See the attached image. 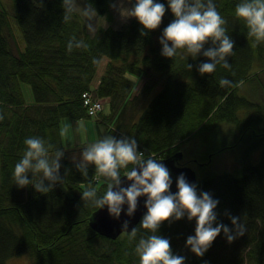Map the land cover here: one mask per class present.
I'll return each mask as SVG.
<instances>
[{
  "label": "trees",
  "instance_id": "1",
  "mask_svg": "<svg viewBox=\"0 0 264 264\" xmlns=\"http://www.w3.org/2000/svg\"><path fill=\"white\" fill-rule=\"evenodd\" d=\"M88 1L98 14L109 13L112 0ZM158 1L166 11L155 30L143 29L133 17L119 27L98 26L90 34L78 11L63 21L62 0H11L10 5L0 0V264L24 253L30 256L28 264H140L135 247L151 234L140 227L146 213L135 225L134 239L128 232L113 239L91 228L88 219L95 208L83 201L82 192L92 184L103 195L107 181L94 165H89L87 177L77 170L87 145L65 146L60 126L64 117L104 120L115 138H134L138 151H154L162 158L195 135L209 137L218 131L220 146L211 155L229 153L230 168L215 169L211 157L198 162L193 184L198 193L208 192L219 201L217 223L234 229L229 217H239L246 225L244 235L229 242L221 231L198 257L186 246L187 237L195 235V218L165 221L156 234L169 240L173 254L185 257V264H264V41L250 37L244 21L236 17L241 0H214L234 41V55L226 57L230 69L217 65L212 74H201L198 66L211 62L203 51L214 45L209 41L195 59L185 50H178L187 57L183 60L163 56L159 38L175 17L168 0ZM12 22L21 32L22 46ZM142 30L147 34L141 35ZM73 36L88 47L68 51ZM103 57L108 58L107 67L100 72L96 92L110 97V109L93 116L82 92L89 89ZM143 77L142 88L132 94ZM221 78L234 86L220 87ZM20 82L30 84L33 102L25 100ZM121 105L123 110L136 106L135 119L126 123L113 115ZM29 137L47 141L50 154L64 151V182L47 194L32 185L18 187L13 178ZM183 158L180 164H186ZM126 171L121 169V174ZM39 176L28 173L29 180Z\"/></svg>",
  "mask_w": 264,
  "mask_h": 264
},
{
  "label": "clouds",
  "instance_id": "2",
  "mask_svg": "<svg viewBox=\"0 0 264 264\" xmlns=\"http://www.w3.org/2000/svg\"><path fill=\"white\" fill-rule=\"evenodd\" d=\"M62 7L64 22L71 20L73 13L79 11L86 18L87 30L96 32V24L93 22L96 20L97 11L92 3L86 2L81 6L77 0H62ZM168 7L175 19L159 38L161 54L183 60L187 57L178 50H185L188 56L195 59L211 41L214 47L203 51V56L211 62L201 63L198 71L201 74H212L217 65L230 69L231 65L226 57L234 55V41L227 34L226 20L217 11L214 0H168ZM165 11L164 4L154 0H135L134 6L122 15L136 18L143 29L151 31L160 26ZM235 15L244 21L250 37L255 41H264V0H241L236 5ZM146 34L147 32L141 31V35ZM87 47L84 40H78L75 36L67 44L68 51ZM93 62L98 63L96 60ZM187 68L191 70L192 65L188 64ZM219 85L234 86L227 78H221ZM3 119L4 116L0 115V120ZM24 144L26 150L23 157L14 167L15 184L21 188L32 185L41 194L51 192L58 183L62 184L64 178L60 175V161L64 156L63 149H57L54 154H50L52 146L40 137L26 138ZM89 165H94L96 173L107 181L103 195H99L92 184L82 192L83 201H87L95 209L107 206L108 213L119 219L122 206L127 204L125 214L131 217L137 209L138 197L147 196V212L140 227L151 234L140 238L135 247L140 264H185V257L173 254L169 240L156 234L165 221L174 222L185 215L189 221L196 219L195 235L187 237L186 246L198 257L208 251L221 231L229 242L243 236L246 231V225L238 222L239 217H229L234 229L217 223L215 209L219 201L213 199L208 192L198 193L197 186L189 183L183 173L176 180L178 191L173 194L170 191L172 179L168 168L163 163H158L153 156L146 159L144 153L138 151L134 138L117 139L109 135L89 144L82 151L81 159L75 166L87 177ZM121 169H128L124 174L132 182L128 187L121 186ZM29 172L33 177L40 174L39 179L29 180ZM128 223L127 220L123 222L122 232H128L130 239H134L137 228L129 232Z\"/></svg>",
  "mask_w": 264,
  "mask_h": 264
},
{
  "label": "rangeland",
  "instance_id": "3",
  "mask_svg": "<svg viewBox=\"0 0 264 264\" xmlns=\"http://www.w3.org/2000/svg\"><path fill=\"white\" fill-rule=\"evenodd\" d=\"M77 2L81 4V6H83V4L87 2V0H77ZM154 2L159 3L158 0H154ZM134 4L135 0H112L109 4V13L103 16L97 15L96 20L93 23L96 24V28L98 26H106L109 24L115 27H119L125 21L132 18L122 15V13L126 10H130L134 6ZM89 33L93 34V32ZM17 34L19 35V33ZM105 61L106 57L102 58L103 64L105 63ZM100 72L101 67L99 65L97 69V74H100ZM145 78L146 77H144V79ZM20 85L25 100L28 103L33 102L34 97L30 84L27 82H20ZM60 126L62 131L63 142L67 148L81 144H85L88 146L89 144L94 143L105 136H112V134L109 132V127L106 125L105 121L100 119L97 120L94 117L79 120H73L69 117H64L61 120ZM111 126L113 127V125ZM218 138L219 132L217 131L215 134H212V136L209 137L208 135L200 134L183 141L180 144L179 149L184 154L183 160L186 162L185 165L190 166L195 170H198V162H205L211 157L212 161L214 159L212 166L215 169L218 170L223 168L224 166L226 168H230L229 153L215 152L211 155V153L217 151L220 146V144L218 143ZM29 261L30 256L28 253H24L18 256H10L7 257L5 260L6 264H28Z\"/></svg>",
  "mask_w": 264,
  "mask_h": 264
},
{
  "label": "water",
  "instance_id": "4",
  "mask_svg": "<svg viewBox=\"0 0 264 264\" xmlns=\"http://www.w3.org/2000/svg\"><path fill=\"white\" fill-rule=\"evenodd\" d=\"M182 153H174L172 156L168 158H157L158 163H163L169 170L170 176L172 179V185L170 188V191L174 194L178 191L176 180L179 177L181 173L184 174L187 181L191 184L196 182L197 176L195 170L187 166L185 164L178 165L176 164V159L181 158ZM125 172L121 174V186L122 187H128L132 182L127 179L126 176H124ZM147 200V196H141L138 197V204L137 209L135 213L129 217L125 213L127 211V204H124L122 206V212L119 217V219H116L112 217L107 210V206H105L103 209H95L92 214L89 216L88 223L96 232H98L101 235L110 237V238H116L119 234L122 233V224L125 220H127L128 223V231H131L133 228H135V225L139 221L140 217L144 215L147 212V209L145 207V202Z\"/></svg>",
  "mask_w": 264,
  "mask_h": 264
},
{
  "label": "bare ground",
  "instance_id": "5",
  "mask_svg": "<svg viewBox=\"0 0 264 264\" xmlns=\"http://www.w3.org/2000/svg\"><path fill=\"white\" fill-rule=\"evenodd\" d=\"M2 2L3 3H9V5H10V2H11V0H2ZM87 2H89L88 0H87ZM80 13V12H79ZM80 15L82 16V18H83V20L85 21V23H86V18L80 13ZM97 15L98 16H103V15H100V14H98L97 13ZM105 15V14H104ZM133 18V17H132ZM131 19V18H130ZM129 19V20H130ZM13 21V20H12ZM128 21V20H127ZM126 22V21H125ZM15 22H12V27H13V31H14V34H15V37L17 38V41H18V43L22 46L23 45V42H22V36H21V32L19 31V29L17 28V26H16V23L14 24ZM122 25V24H121ZM15 28H16V31H15ZM19 33V35L17 34V33ZM20 37V38H19ZM104 58V57H103ZM107 61H108V58L106 57V61H105V63L103 64L102 63V59H101V62H100V67H101V70L103 71V72H105L106 71V67H107ZM101 75L102 74H97V71H96V73H95V76L93 77V80H92V82H91V84H90V87H89V89H86V90H84L83 92H82V96L84 97V98H87L95 107H97V108H99V109H97L96 111H94V112H90L89 111V103H86L85 102V99L83 100V102H84V106L85 107H87V112H88V114L89 115H96L97 114V112L98 111H100V110H102V109H106V110H108V109H110V97L109 96H100V95H98L97 94V92H96V88H97V86L100 84V82H101ZM144 81H145V79H144V77L143 78H139L138 80H137V82H136V84H135V86L132 88V94H136L141 88H142V85H143V83H144ZM136 107V106H135ZM134 106H130V105H128V107H126V109H121L122 108V105L120 106V107H118V108H114V113H113V115H118V116H120V119H121V121H124V122H130V120H132V119H135V117H136V113H137V115H138V112H136V113H134V108H135ZM123 110V111H122ZM137 111V110H136ZM122 112V113H121ZM132 115H134V117L132 118ZM62 139H63V137H62ZM139 152H143L144 153V156H145V158L147 159V158H149L150 156H153V157H158V158H162L160 155H158L159 153H156V152H154V151H145L144 149H142V150H139ZM178 152H181L182 153V156H183V152L180 150V149H178V150H175L174 151V153H178ZM173 153V154H174ZM157 159V158H156ZM179 159L180 158H178V159H176V164H178V165H181L180 163H179ZM195 170V169H194ZM195 172H196V170H195ZM197 176V175H196ZM197 180V179H196Z\"/></svg>",
  "mask_w": 264,
  "mask_h": 264
},
{
  "label": "built area",
  "instance_id": "6",
  "mask_svg": "<svg viewBox=\"0 0 264 264\" xmlns=\"http://www.w3.org/2000/svg\"><path fill=\"white\" fill-rule=\"evenodd\" d=\"M85 102L86 103H89V111L91 113L94 112V111H96L97 109H99V108L95 107L87 98H85Z\"/></svg>",
  "mask_w": 264,
  "mask_h": 264
}]
</instances>
